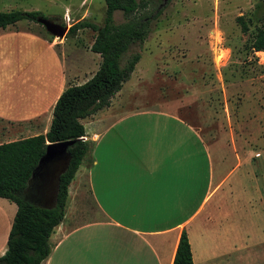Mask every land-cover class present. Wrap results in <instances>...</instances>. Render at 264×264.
I'll return each mask as SVG.
<instances>
[{"label": "crops", "instance_id": "1", "mask_svg": "<svg viewBox=\"0 0 264 264\" xmlns=\"http://www.w3.org/2000/svg\"><path fill=\"white\" fill-rule=\"evenodd\" d=\"M90 2L0 0V12H38L55 26L21 20L0 29V145L45 135L63 91L97 72L94 37L81 47L66 37L89 20ZM126 83L107 108L80 121L89 150L42 264H173L182 231L194 264H241L244 238L247 246L261 231L264 246V162L249 151L212 149L179 113L139 108L122 94ZM16 210L0 198V257Z\"/></svg>", "mask_w": 264, "mask_h": 264}, {"label": "rangeland", "instance_id": "2", "mask_svg": "<svg viewBox=\"0 0 264 264\" xmlns=\"http://www.w3.org/2000/svg\"><path fill=\"white\" fill-rule=\"evenodd\" d=\"M161 4L157 0L147 10L162 13L151 22L145 42L124 55L123 63L135 53L141 59L122 94L139 108L185 116L216 151H249L253 160L264 162V52L252 47L256 35L264 33V0H169L159 9ZM86 7L78 11L79 18ZM89 7V20L101 25L104 0H91ZM44 8L62 14L52 6ZM114 20L119 24L125 18L116 12ZM80 33L66 35L67 44L86 46L95 38L89 29ZM49 187L42 199L45 206L54 204ZM261 226L259 219V230ZM260 233L247 246L244 238L241 264H264Z\"/></svg>", "mask_w": 264, "mask_h": 264}, {"label": "trees", "instance_id": "3", "mask_svg": "<svg viewBox=\"0 0 264 264\" xmlns=\"http://www.w3.org/2000/svg\"><path fill=\"white\" fill-rule=\"evenodd\" d=\"M157 0H104L105 12L101 25L82 20L71 26L67 36L90 29L95 32L90 47L100 56L97 72L80 86H69L58 98L53 109L52 122L45 135H38L0 145V198L17 206L6 242V251L0 264H42L51 252L49 243L53 230L62 222L68 198V187L89 150L84 140L81 120L107 108L111 98L129 81L140 53L131 55L123 63L124 55L136 44H143L150 32V24L162 13H147ZM125 18L115 23L114 14ZM21 20L43 25L46 21L38 12H0V29ZM245 30V25L241 21ZM254 51L264 52V33L256 35ZM73 142L67 148L69 164L59 178L54 206L43 204L46 188L45 174L53 160L45 157L49 146ZM173 264H194L187 233L182 231Z\"/></svg>", "mask_w": 264, "mask_h": 264}, {"label": "water", "instance_id": "4", "mask_svg": "<svg viewBox=\"0 0 264 264\" xmlns=\"http://www.w3.org/2000/svg\"><path fill=\"white\" fill-rule=\"evenodd\" d=\"M168 1L169 0H162V4L160 5L159 9L165 6L168 3ZM41 23L46 27L48 31L52 32L55 29V26L51 25L47 20ZM65 32H66L65 27L58 28L56 31V33L60 37L64 36ZM71 144H73L72 141L60 143V144H54L49 146L46 150L45 157L53 161L51 163L50 168L45 174V183H46V187L50 186L53 187L52 189H54L53 196L51 197L54 204L58 193L59 178L66 171L69 164V156L67 154V148Z\"/></svg>", "mask_w": 264, "mask_h": 264}, {"label": "built area", "instance_id": "5", "mask_svg": "<svg viewBox=\"0 0 264 264\" xmlns=\"http://www.w3.org/2000/svg\"><path fill=\"white\" fill-rule=\"evenodd\" d=\"M69 22V18L66 17V23Z\"/></svg>", "mask_w": 264, "mask_h": 264}]
</instances>
